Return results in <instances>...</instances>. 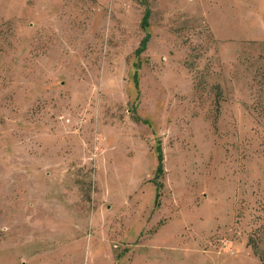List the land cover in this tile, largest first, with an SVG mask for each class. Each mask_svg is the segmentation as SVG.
Instances as JSON below:
<instances>
[{
    "label": "rangeland",
    "instance_id": "obj_1",
    "mask_svg": "<svg viewBox=\"0 0 264 264\" xmlns=\"http://www.w3.org/2000/svg\"><path fill=\"white\" fill-rule=\"evenodd\" d=\"M0 264H264V0H0Z\"/></svg>",
    "mask_w": 264,
    "mask_h": 264
}]
</instances>
